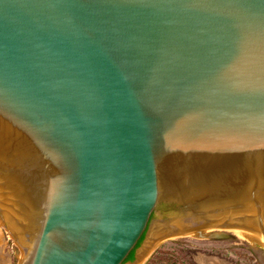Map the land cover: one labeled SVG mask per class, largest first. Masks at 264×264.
<instances>
[{"label":"water","instance_id":"obj_1","mask_svg":"<svg viewBox=\"0 0 264 264\" xmlns=\"http://www.w3.org/2000/svg\"><path fill=\"white\" fill-rule=\"evenodd\" d=\"M0 207L22 264L264 237V0H0Z\"/></svg>","mask_w":264,"mask_h":264},{"label":"rangeland","instance_id":"obj_2","mask_svg":"<svg viewBox=\"0 0 264 264\" xmlns=\"http://www.w3.org/2000/svg\"><path fill=\"white\" fill-rule=\"evenodd\" d=\"M0 229L5 242L3 251L9 257V263L22 264L27 250L2 221ZM140 249L126 264H139ZM200 254L216 257L226 264H264V243L247 242L225 230L224 235L211 238H168L162 240L141 264H199L197 257Z\"/></svg>","mask_w":264,"mask_h":264},{"label":"bare ground","instance_id":"obj_3","mask_svg":"<svg viewBox=\"0 0 264 264\" xmlns=\"http://www.w3.org/2000/svg\"><path fill=\"white\" fill-rule=\"evenodd\" d=\"M0 221L6 225L7 228L11 230V232L15 235V237L19 240L21 244H23L24 248L27 250V255L24 257L23 262L29 258L33 247L34 242L6 215L4 210L0 207ZM224 230L229 231L235 234L239 239L245 240L247 242H260L264 243V237L258 232L251 230L245 227H231V228H221L217 227L215 224H207L196 226L191 229H188L182 233L171 234L170 229L158 230L153 234L148 236L145 244L139 251V264H141L145 258L153 251V249L164 239L168 238H176L181 236H189L193 238H211L220 235H224ZM169 235V236H168ZM168 236V237H167ZM4 239L3 232L0 229V262L1 264H11L9 263V257L4 254ZM197 261L199 264H226L223 260H220L216 257L206 256L200 254L197 257ZM22 262V263H23Z\"/></svg>","mask_w":264,"mask_h":264},{"label":"trees","instance_id":"obj_4","mask_svg":"<svg viewBox=\"0 0 264 264\" xmlns=\"http://www.w3.org/2000/svg\"><path fill=\"white\" fill-rule=\"evenodd\" d=\"M142 240H143V238L141 239L140 243L142 242ZM140 243H139V244H140ZM134 253H135V250H133V251L131 252V254L129 255V257L127 258L128 261H129V260H132V259L134 258Z\"/></svg>","mask_w":264,"mask_h":264}]
</instances>
